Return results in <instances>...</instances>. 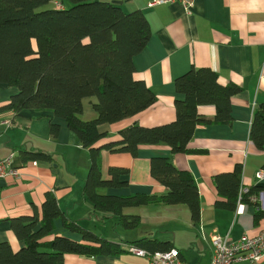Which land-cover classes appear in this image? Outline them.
<instances>
[{
    "label": "crops",
    "instance_id": "0c3cea01",
    "mask_svg": "<svg viewBox=\"0 0 264 264\" xmlns=\"http://www.w3.org/2000/svg\"><path fill=\"white\" fill-rule=\"evenodd\" d=\"M102 1L116 3L125 12L140 10L146 16L151 36L144 49L133 57L134 78L143 80L156 95V102L147 110L100 126V131L108 134L102 142L117 139L119 130L133 123L154 126L172 121L175 101L183 99L175 90L174 79L192 67L210 68L220 84L241 87V92L231 98L232 124L197 127L188 142V153H171L168 146L157 144L140 146L136 157L127 153L101 154L103 170L107 166L129 169L126 187L107 190L108 194L119 196L164 194L166 188L150 174V159L170 157L176 167L190 171L195 180L200 221L193 223L182 205L152 203L124 209L125 214H130L135 208L141 221L134 230L117 232L113 220L118 223V219H103V214L82 195L89 167L87 150L64 120L49 111L26 109L17 115L0 112V160L11 157L7 170L17 171L0 178V241L8 242L13 250L21 248L23 243L10 229L9 219L40 214L46 194L52 192L69 219L101 238L119 243L127 251L96 256L68 253L64 264H148L147 257L127 250L129 241L142 237L170 241L189 264H210L212 234L236 241L243 235L254 236L264 227V218L253 222L254 211H264V152L249 139L253 109L264 103V0H194L190 13L178 2L148 5L152 0ZM15 92V88L0 84V107ZM88 109L84 119L94 117L90 103ZM197 110L207 118L215 113L212 105H200ZM85 112L84 104L82 118ZM51 124L58 125L57 136L51 134ZM31 152H45L51 160L31 159L27 155ZM237 164L242 165L239 193L242 195L251 187L262 190L250 197L255 204L238 202L234 211L215 208L219 196L214 176L233 171ZM258 172L262 176L257 177ZM108 222H112V227L107 232ZM99 223H103L101 230L96 228ZM146 223L153 228L164 225L165 235L157 236V230L140 234V226ZM56 235L83 242L79 234L65 229L60 219L54 220V231L43 241ZM260 264H264V257Z\"/></svg>",
    "mask_w": 264,
    "mask_h": 264
},
{
    "label": "trees",
    "instance_id": "16d2710c",
    "mask_svg": "<svg viewBox=\"0 0 264 264\" xmlns=\"http://www.w3.org/2000/svg\"><path fill=\"white\" fill-rule=\"evenodd\" d=\"M55 2L61 7H53ZM50 3V8L39 9ZM150 36V24L142 11L125 12L108 1L0 0V84L16 89L0 112L17 115L34 109L49 111L64 120L88 152L84 199L103 214V219L116 217L129 230L136 229L141 218L123 210L152 203L184 205L191 221L198 223L201 205L197 185L190 171L176 167L170 157L155 156L150 159V174L166 188L164 194H108L109 189L128 185L129 169L107 166L103 170L102 152L136 157L142 145L164 144L171 153H188V142L197 127L232 124L231 98L241 92L236 84H220L210 68L192 67L174 79L175 90L183 99L175 101L172 121L154 126L133 123L119 130L117 139L102 142L108 134L101 132L100 126L131 118L156 102L150 87L134 78L133 57L144 49ZM85 99L93 118H82ZM200 105L214 106L213 117L200 115ZM58 130V125H50L53 136ZM249 139L264 152V103L253 109ZM27 155L31 159L51 160L45 152ZM261 168L264 171V163ZM241 176V164L231 172L214 176L219 196L215 208L234 211L238 202L255 204L250 197L262 188L251 187L239 197ZM262 218L264 211L257 208L253 222ZM56 219L65 229L79 234L83 242L61 235L43 241L54 231ZM9 221L23 246L13 250L8 242L0 241V264H64L68 253L96 256L127 252L119 243L101 238L69 219L52 192L46 194L40 214ZM129 244L150 254L173 248L170 241L155 237H142Z\"/></svg>",
    "mask_w": 264,
    "mask_h": 264
},
{
    "label": "built area",
    "instance_id": "2783aa9c",
    "mask_svg": "<svg viewBox=\"0 0 264 264\" xmlns=\"http://www.w3.org/2000/svg\"><path fill=\"white\" fill-rule=\"evenodd\" d=\"M180 3L186 13H190L194 0H152L148 5L162 3ZM56 7L60 8L61 4L55 2ZM11 163V157L0 160V178L7 174H17L16 169L8 171L7 168ZM36 165V162H33ZM262 176V172L257 173V177ZM241 192L239 193V197ZM212 245V255L210 264H260L264 257V227L261 228L254 236L243 235L236 241L229 240L225 236L212 234L210 237ZM127 250L139 256L148 258V264H189L180 256V252L176 248L167 251H158L152 254L146 250L135 246H128Z\"/></svg>",
    "mask_w": 264,
    "mask_h": 264
},
{
    "label": "rangeland",
    "instance_id": "374dc122",
    "mask_svg": "<svg viewBox=\"0 0 264 264\" xmlns=\"http://www.w3.org/2000/svg\"><path fill=\"white\" fill-rule=\"evenodd\" d=\"M52 6H56V4L55 3H53L52 4ZM51 7V3L50 4H47V5H45V6H42V7H40L39 9H46V8H50ZM91 99H93V98H91ZM84 104H85V107H86V112H85V116L83 117V118H86V115L88 114V112H89V109H88V107H89V102H88V99H85L84 100ZM182 207H183V209H185L184 211H185V213H187V211H188V209H187V207L186 206H184V205H182ZM133 210H132V213H130V214H135V213H137V211L136 210H134L135 208H132ZM157 224V223H156ZM113 225H115V229H116V231L117 232H125V231H130L129 229H126V228H124L123 227V225H122V223H120V221H118V223H114V220H113ZM103 227V223H99L97 226H96V228H98V229H100L101 230V228ZM111 227H112V222H108L107 223V226H106V229H107V232L111 229ZM158 228V229H157ZM169 230H172L171 228H173L172 226H169V227H167ZM164 229H165V226L164 225H162V226H158V227H152L149 223H146V224H144L143 226L141 225L140 226V228H139V232H140V234H150L151 232H152V230L154 231V230H157L156 231V234H157V236H164L165 235V232L166 231H164ZM97 230V229H96ZM98 231V230H97ZM155 232V231H154ZM96 234V233H95ZM137 236H141V235H137ZM160 240V239H159ZM161 241H166V240H162L161 239Z\"/></svg>",
    "mask_w": 264,
    "mask_h": 264
},
{
    "label": "water",
    "instance_id": "95a60500",
    "mask_svg": "<svg viewBox=\"0 0 264 264\" xmlns=\"http://www.w3.org/2000/svg\"><path fill=\"white\" fill-rule=\"evenodd\" d=\"M115 2H117V1H115ZM116 4V3H115Z\"/></svg>",
    "mask_w": 264,
    "mask_h": 264
}]
</instances>
